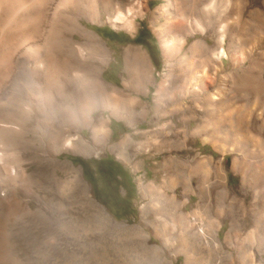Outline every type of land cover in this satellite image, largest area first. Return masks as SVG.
Listing matches in <instances>:
<instances>
[{
	"label": "rangeland",
	"instance_id": "obj_1",
	"mask_svg": "<svg viewBox=\"0 0 264 264\" xmlns=\"http://www.w3.org/2000/svg\"><path fill=\"white\" fill-rule=\"evenodd\" d=\"M209 2L216 13L225 11L224 20L231 23L225 39L228 56L223 59L221 105H209L199 93L184 94L188 82L179 78L184 70L177 66L181 55L166 56L160 37L167 21L179 18L175 12L160 14L166 0H141V12L133 10L130 15L131 30L114 27L104 15L97 21L80 19L109 51L101 79L143 104L125 121L118 117L127 114L121 100L116 113L102 109L100 103L93 109L89 101L81 100L82 112L88 114L92 108L93 117H104L105 140L94 141L89 128L77 127L78 112L68 104L62 106V119L58 117L55 89L62 79L55 62L43 99L29 77L30 61L5 64L0 57V75L5 78L0 114L30 100L34 104L45 100L48 106L43 117L47 125H40L27 139L0 132V152H4L2 142L12 145L5 151L12 156L0 160V188L8 189H0V264H250L252 258L264 264V0ZM236 22L242 31L234 29ZM61 24L58 21L57 26ZM97 28L114 31L117 40L103 37ZM199 36H189L185 48ZM198 67L195 64L193 70ZM166 78L168 85L158 93ZM55 123L73 125L71 132L80 133L91 151L56 152L57 139L51 135ZM184 126L190 129L186 133ZM168 129L174 130L162 135ZM126 134L145 141L141 151L118 146L128 160L117 157V149L111 151ZM42 138L46 144H37ZM25 147L30 164L17 174L11 169L12 158ZM51 154L80 170L92 203L78 188L75 174L54 163ZM74 157L83 159L84 166ZM170 183L177 213L159 209L172 194ZM121 224L125 227L117 226ZM200 226L208 237L218 229L220 249L210 239L204 242L196 236Z\"/></svg>",
	"mask_w": 264,
	"mask_h": 264
},
{
	"label": "bare ground",
	"instance_id": "obj_2",
	"mask_svg": "<svg viewBox=\"0 0 264 264\" xmlns=\"http://www.w3.org/2000/svg\"><path fill=\"white\" fill-rule=\"evenodd\" d=\"M189 1L190 3L186 4L187 0H166L164 6H173L176 10L168 12L164 6L159 9L161 15L171 16V12H175L179 16V18L177 17L178 19L167 21L162 29L161 35L159 34L164 48V54L175 57L181 55L179 57L180 59H177V66L181 70L184 68L179 78L181 77L183 81L186 80L188 82V85L185 87L186 90L184 91L185 95L199 93L209 105H221L225 101L224 79L221 73L225 72L223 59L228 56L225 48V39L231 23L229 24L224 20L223 15L225 11L221 10L216 13L212 10L210 0ZM192 4L198 6L199 9L196 10L193 8ZM141 9V0H0V23L4 22L2 27H0V57H2V61L5 64L11 61L20 63L30 61L31 66L27 68L29 77L36 81V93L37 95L42 94L43 99L47 93L46 90L49 89L47 86L50 83L51 63L55 62L62 79L59 82L62 83L60 88L57 87L55 89L58 98V101L55 103V109L58 117L62 119L64 114V108L62 106L68 104L70 110H74L76 113L78 112L80 122L78 126L76 125L77 123L75 124L77 127L84 126L89 128L88 130L91 131L94 141L98 139L105 140L108 133V127H105V119L103 116L93 117L90 114L92 108L97 109V105L100 103L102 109L108 107L111 112L114 111L116 113V109H118L116 106L119 105L118 101L121 100L124 103L123 106L127 114L125 116L119 115L118 117L124 118L125 121H130L134 110L137 107H142L143 104L129 98L127 96L128 94L126 95L125 93L117 91L101 79V73L107 62L109 51L98 35L83 26L80 19L97 21L96 19L104 15L114 27L131 30L133 23L130 15L133 10L139 13ZM199 10L201 11L199 12ZM58 21H62L61 27L57 26ZM233 27L236 31H242V28L237 25V22ZM195 34H199L200 36L194 38V41L189 43L185 48L188 37H194ZM75 35L79 38H75ZM54 47L56 48L54 50L56 53L53 55L51 51ZM129 49L127 47L124 50L125 71L127 72V54ZM195 55H198V57H195ZM195 64H198L201 69L198 71L195 69L194 71L193 67ZM148 72L151 73V67L149 65ZM4 79L0 75L1 88L5 86ZM168 80L166 78L164 83H161L158 87V93L166 88L165 86L168 85ZM150 81L149 79L148 83ZM215 84L216 87L210 89ZM57 98L55 99L57 100ZM83 99L92 104V108L88 110V114L87 111H81V100ZM47 107L45 100H41V104H34L30 100L12 112H1L0 132H8L13 136H18L24 140L27 139L40 125H47L43 118ZM33 118L35 119V123L32 122ZM52 127L54 129L51 131V135L57 139L56 145H58L55 148L56 152L62 150L71 151L75 148H82L85 153L91 151L90 144L80 133L73 134L71 132L73 131V125H65L64 123L56 125L55 123ZM165 130L162 131V135H167L174 129H168V132ZM188 130L190 129L184 126L183 132L186 133ZM141 134L145 136V132ZM185 140V138L181 140L183 147H186ZM43 141L44 139L39 140L37 144L43 145ZM144 142L135 141L131 135L126 134L121 136L120 140L112 145H115V147L111 146L113 148L111 151L117 149V152H115L116 156L123 159L125 152L118 146H125L127 149L134 148V150L141 151L144 147ZM163 143L169 148H174L169 146L172 145L171 142L163 141ZM2 144L3 148H1V151L4 152H0V160H3L4 156H12L6 153L11 150L9 147L11 143L5 141ZM17 156L16 158H12L14 161L11 169H14L18 174L23 173L30 164L28 149L25 147ZM51 159L54 163L62 165L63 168L75 174L74 177L79 182L78 188L84 193L88 202L92 203L91 196L87 194V183L85 184V181L79 177L80 170L72 166L68 160L58 161L52 154ZM124 159L128 160V158ZM173 160L169 161L172 163ZM165 161L167 162L168 160L165 159ZM167 185H169L172 194H166V197H168L167 203H165V199L160 203L159 209L161 211L164 209L177 213L179 210L176 209L175 201L173 200L176 197L173 194L174 184L170 183ZM188 185L190 184L188 183ZM144 188L145 186L141 188L143 192ZM0 189L5 192L7 188L3 185ZM172 204L174 205L172 206ZM143 206L141 205V210H139L141 213ZM105 220L114 224L110 217H106ZM117 226L125 227L122 224ZM217 228H220L219 225ZM217 228L214 234H210L208 237L202 226H200L197 228L196 236L204 242L210 239L213 246L220 249L221 244L217 238ZM227 235H225V239H227ZM225 255L229 257L230 254ZM250 264H256L253 258Z\"/></svg>",
	"mask_w": 264,
	"mask_h": 264
},
{
	"label": "trees",
	"instance_id": "obj_3",
	"mask_svg": "<svg viewBox=\"0 0 264 264\" xmlns=\"http://www.w3.org/2000/svg\"><path fill=\"white\" fill-rule=\"evenodd\" d=\"M98 32H100L102 34L103 37H106L109 40H114L116 39V33L112 30H105V29H96ZM73 161L78 162L79 164H81L82 166H84V161L83 159L79 158V157H74Z\"/></svg>",
	"mask_w": 264,
	"mask_h": 264
},
{
	"label": "flooded vegetation",
	"instance_id": "obj_4",
	"mask_svg": "<svg viewBox=\"0 0 264 264\" xmlns=\"http://www.w3.org/2000/svg\"><path fill=\"white\" fill-rule=\"evenodd\" d=\"M114 40H117V38H116V39H114Z\"/></svg>",
	"mask_w": 264,
	"mask_h": 264
},
{
	"label": "water",
	"instance_id": "obj_5",
	"mask_svg": "<svg viewBox=\"0 0 264 264\" xmlns=\"http://www.w3.org/2000/svg\"><path fill=\"white\" fill-rule=\"evenodd\" d=\"M102 206V205H101ZM103 208V207H102Z\"/></svg>",
	"mask_w": 264,
	"mask_h": 264
}]
</instances>
